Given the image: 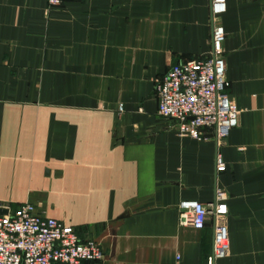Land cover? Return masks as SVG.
<instances>
[{"label":"crops","instance_id":"obj_1","mask_svg":"<svg viewBox=\"0 0 264 264\" xmlns=\"http://www.w3.org/2000/svg\"><path fill=\"white\" fill-rule=\"evenodd\" d=\"M210 1L0 0V204L96 242L104 259L81 264H206L210 223L176 206L216 189L229 250L212 264H264V0H224L218 19L227 136H179L156 112L154 80L210 51Z\"/></svg>","mask_w":264,"mask_h":264},{"label":"built area","instance_id":"obj_2","mask_svg":"<svg viewBox=\"0 0 264 264\" xmlns=\"http://www.w3.org/2000/svg\"><path fill=\"white\" fill-rule=\"evenodd\" d=\"M46 1L54 7L61 0ZM224 11V0L210 1L208 55L171 65L153 86L158 116L173 120L179 136L198 139L201 130L207 128L213 131L217 144L237 125L239 113L225 92L224 31L218 20ZM214 163L216 169L223 168L219 153ZM225 199V193L216 189L212 201L206 204L180 200L176 206L180 225L199 230L210 223L211 251L206 264L228 255ZM0 209L5 210L0 213V264H81L105 257L96 242L80 241L72 226L41 216L31 203L24 202L13 211L0 204Z\"/></svg>","mask_w":264,"mask_h":264},{"label":"water","instance_id":"obj_3","mask_svg":"<svg viewBox=\"0 0 264 264\" xmlns=\"http://www.w3.org/2000/svg\"><path fill=\"white\" fill-rule=\"evenodd\" d=\"M0 213H5V210L4 209H0Z\"/></svg>","mask_w":264,"mask_h":264}]
</instances>
